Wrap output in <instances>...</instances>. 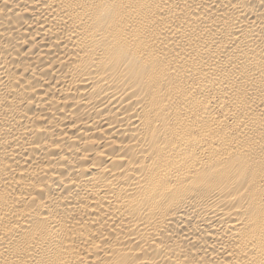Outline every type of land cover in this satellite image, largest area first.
<instances>
[{"label": "bare ground", "instance_id": "6f19581e", "mask_svg": "<svg viewBox=\"0 0 264 264\" xmlns=\"http://www.w3.org/2000/svg\"><path fill=\"white\" fill-rule=\"evenodd\" d=\"M0 264H264V0H0Z\"/></svg>", "mask_w": 264, "mask_h": 264}]
</instances>
